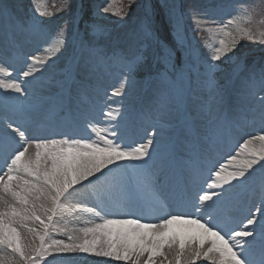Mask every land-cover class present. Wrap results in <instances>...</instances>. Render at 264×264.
I'll return each mask as SVG.
<instances>
[{
  "label": "snow or ice",
  "instance_id": "snow-or-ice-1",
  "mask_svg": "<svg viewBox=\"0 0 264 264\" xmlns=\"http://www.w3.org/2000/svg\"><path fill=\"white\" fill-rule=\"evenodd\" d=\"M30 3L0 0V264H264V56L241 43L264 47V4L232 0L217 23L219 3L162 0L117 30L100 18L126 23L136 0H106L53 30ZM188 22L219 36L209 51ZM77 211L99 222L61 225Z\"/></svg>",
  "mask_w": 264,
  "mask_h": 264
},
{
  "label": "rangeland",
  "instance_id": "rangeland-1",
  "mask_svg": "<svg viewBox=\"0 0 264 264\" xmlns=\"http://www.w3.org/2000/svg\"><path fill=\"white\" fill-rule=\"evenodd\" d=\"M24 9L31 13V3L30 0H20ZM73 8L71 11H57L60 9L64 3V0H43L45 7L52 13L53 16L44 18L46 23L53 30H57L59 26H62L64 21L70 20L71 16L74 12L77 11V6L80 4L84 5V10L91 14L97 6H103L106 3V0H71ZM178 2L183 3L185 5L191 4L193 0H178ZM201 2H208V0H201ZM212 3H219L223 5L220 9H214L211 13V19H214L217 23H223L227 18L235 14V9L232 7V0H211ZM245 3H258L264 4V0H243ZM125 5L127 4V0H124ZM162 3V0H136V3L132 5L130 10V18L126 19V23H121L120 18L118 16L105 15L100 18V22L108 25L111 28H115L117 30H123L124 28L130 27L138 22V20L143 16L145 11V4H151L156 7L158 11L162 13V9H159V5ZM189 23L188 28V38L189 40L201 51L207 52L209 49L202 47V45H212L216 44L219 39V36L208 33L207 31H202L197 33L194 30V26ZM215 26V25H210ZM251 26L253 28H260L264 26V19H260L259 16L254 18L251 22ZM55 38L53 31V39ZM243 47L242 51L245 52L249 57L259 60L262 56H264V47L258 44H252L250 42L242 41ZM218 46V44H217ZM71 55V48L68 49L64 53V55L60 56L59 59L54 58V66L53 70H59L64 64L67 63L68 58ZM15 75V74H14ZM115 107V106H113ZM74 131L78 133L79 136L76 138H84L88 134L83 127L75 128ZM248 134L258 135L259 134V126L255 128H247L245 130V134L235 136L232 139L231 147L235 148L238 143H242L243 139L248 138ZM130 139H139V136L136 133H130ZM142 142V141H140ZM230 154H235L234 151H230ZM220 162H224L221 160ZM73 215L72 213H64L63 219L60 221L64 223L67 220L69 223L72 221ZM77 220V219H76ZM68 223V224H69ZM91 258L90 256H80L78 258H62L58 260L57 264H124L122 261L110 260L109 258H105L103 261L94 260L93 261H85ZM87 262V263H86Z\"/></svg>",
  "mask_w": 264,
  "mask_h": 264
},
{
  "label": "bare ground",
  "instance_id": "bare-ground-1",
  "mask_svg": "<svg viewBox=\"0 0 264 264\" xmlns=\"http://www.w3.org/2000/svg\"><path fill=\"white\" fill-rule=\"evenodd\" d=\"M113 106H116V105H113ZM77 202H80L79 201V198H76V199H73V200L70 201V203H73V204H75ZM86 206L87 207H95V204L93 202H91V201H88L87 204H86ZM169 211H171V209H169ZM72 215H73V219L68 224L69 227H73V226H75V227H83L85 221L99 222L97 220V218H95L94 216H92L91 214H89L87 212H79V211H77V212H72ZM145 222H156V220H155V217L149 216V217H146ZM63 224L64 223H61V225H63ZM55 238L61 239V238H64V236L63 235H60V234H57L55 236ZM104 259L105 258H103V257H91V258H89V259H87L85 261H93V262H95L94 260H97V262H98V260L103 261ZM197 264H207V262L200 261V262H197Z\"/></svg>",
  "mask_w": 264,
  "mask_h": 264
}]
</instances>
